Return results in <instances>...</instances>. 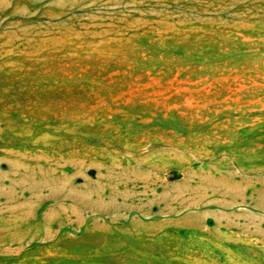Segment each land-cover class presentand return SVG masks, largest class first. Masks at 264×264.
Listing matches in <instances>:
<instances>
[{
    "label": "rangeland",
    "instance_id": "1",
    "mask_svg": "<svg viewBox=\"0 0 264 264\" xmlns=\"http://www.w3.org/2000/svg\"><path fill=\"white\" fill-rule=\"evenodd\" d=\"M0 264H264V0L12 1Z\"/></svg>",
    "mask_w": 264,
    "mask_h": 264
},
{
    "label": "crops",
    "instance_id": "2",
    "mask_svg": "<svg viewBox=\"0 0 264 264\" xmlns=\"http://www.w3.org/2000/svg\"><path fill=\"white\" fill-rule=\"evenodd\" d=\"M12 1H15V0H0V17L4 15L7 11H10L11 6H12ZM243 250L245 252H253V248H245ZM229 252H232V250H229Z\"/></svg>",
    "mask_w": 264,
    "mask_h": 264
}]
</instances>
